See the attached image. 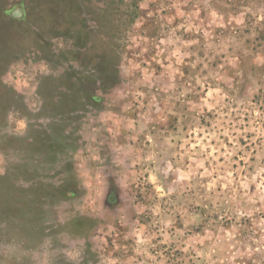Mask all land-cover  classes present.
Listing matches in <instances>:
<instances>
[{
    "label": "rangeland",
    "instance_id": "obj_1",
    "mask_svg": "<svg viewBox=\"0 0 264 264\" xmlns=\"http://www.w3.org/2000/svg\"><path fill=\"white\" fill-rule=\"evenodd\" d=\"M0 264H264V0H0Z\"/></svg>",
    "mask_w": 264,
    "mask_h": 264
}]
</instances>
